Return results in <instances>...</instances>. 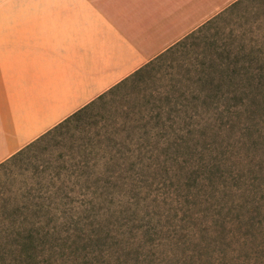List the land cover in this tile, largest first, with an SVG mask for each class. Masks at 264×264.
Returning <instances> with one entry per match:
<instances>
[{"label": "rangeland", "instance_id": "obj_1", "mask_svg": "<svg viewBox=\"0 0 264 264\" xmlns=\"http://www.w3.org/2000/svg\"><path fill=\"white\" fill-rule=\"evenodd\" d=\"M202 63H207L205 68ZM250 65L264 66V0L235 2L97 99L69 125L28 148L16 164L0 172V205L50 206L61 216L60 222L66 226L59 237L70 238L67 244L71 248L47 250L42 258L53 255L55 264H261L264 96L233 119L211 124L200 120L203 117L195 122L177 120L175 128L166 131L168 140L150 139L148 154L146 149L136 150L132 158L127 153L125 161L113 148L112 155L125 161L126 168L115 174L103 165L98 168L105 179L111 174L120 184L100 189L102 198L93 194L91 182H68L64 191L73 200L32 197L48 185L54 194L60 186L59 182L52 185L54 171L75 155L90 152L94 145L120 147L131 139L144 143L146 136L137 127L148 123L146 129L155 133L159 128L153 130L151 118L159 108L185 109L189 115L212 111L199 102L197 106L176 105V98L185 91L189 96L203 95L206 87L197 82L202 76L231 82L259 75L242 73ZM217 92L216 88L205 91ZM164 121L171 123L167 115ZM103 154L107 153L100 152ZM204 164L205 174L212 180L197 185L194 169ZM146 229H151L147 238ZM119 242L132 243L128 249L136 253L139 248L138 261L136 253L128 259L124 255L128 251L120 250ZM119 254L123 257L120 262Z\"/></svg>", "mask_w": 264, "mask_h": 264}, {"label": "crops", "instance_id": "obj_2", "mask_svg": "<svg viewBox=\"0 0 264 264\" xmlns=\"http://www.w3.org/2000/svg\"><path fill=\"white\" fill-rule=\"evenodd\" d=\"M239 0H0V164Z\"/></svg>", "mask_w": 264, "mask_h": 264}, {"label": "trees", "instance_id": "obj_3", "mask_svg": "<svg viewBox=\"0 0 264 264\" xmlns=\"http://www.w3.org/2000/svg\"><path fill=\"white\" fill-rule=\"evenodd\" d=\"M211 20H209L208 22H210ZM207 23H205L198 29H201ZM188 36H186V38ZM206 65L207 63L201 64L203 68H205ZM244 69L245 70L242 73L246 72V74L254 73L259 75H253V77L247 79L248 81L237 80L231 82H228L226 78H223L219 82H215V80H210L202 76L197 80V82L204 83V86L206 87L205 91L207 89L216 88L219 92L212 94L205 93L204 91L203 95L194 94L189 96L185 91L182 95L177 96L176 98V105L182 104L185 107V105L187 106L191 104L197 106L200 103L202 105H206L207 107L210 106L212 108V111H209L208 113L195 112L192 115H189V111L184 113L185 109L183 110L173 108L169 109V111H166L162 108H159L161 111L157 112L154 117L151 118L154 121V125L152 126L153 130H157L159 128L155 133H152V130L146 129L148 123L139 125L137 127L140 128V130L142 129V134L146 136L144 143H137L135 139H131V142L126 141L125 143L124 141V143H122L120 147L117 144L110 143H100L98 144V146L94 145L92 146V150L90 152L87 153L86 151H84V153L79 156L75 155L71 158L69 164H66L67 161H65L64 165L59 167L58 171H54V173L52 174V178L50 179L51 181H53L52 185L55 186L57 182L60 183V186H58V190L54 192V194L50 193V185H48L44 188L43 193H40L39 195H33L32 197L45 200H73V197H70L69 193L64 191L65 186L68 184V182H91V184L95 186V191L93 192V194H95L97 198H102V190H109L119 187L120 184H117V181L114 182L112 180L114 176L111 174H115L117 171L125 170L126 166H123V164L126 163L125 157L127 156V153L129 154L130 158H132L136 150L142 152L146 149L145 154H148L147 152H151V150L149 149L150 139L153 136H158L162 138V140H168L170 137H168L169 134H167L166 131L169 128L174 129L177 120L190 119V121L193 120L195 122L197 121L195 120L197 117H203L200 120L205 121V123L207 124H211V122H214L216 120L223 121V119H233L234 116L238 115L245 108L251 107L252 104H254L255 101L260 98V96H264V75H260L264 73V66L255 67L250 65L245 67ZM237 70L234 71V73H238ZM114 88H112L111 90H113ZM105 94L101 95L98 99L102 98ZM95 101L77 111L62 123H60L58 126L48 131L45 135L41 136L35 142L31 143L23 150L19 151L8 160L1 163L0 172L6 169L8 165L12 163L16 164L18 158L23 156L28 148L32 147L37 142H40L47 136L51 135L58 128L69 125L74 117H78V115H80L84 110L91 106ZM169 103L173 102L171 101ZM183 113L186 115L184 116ZM165 115H167L168 119L171 121L170 124L165 123ZM197 124L203 123L201 121H198ZM133 145H135V147ZM93 148H97L95 149L97 151L93 150ZM113 148H115L118 153L122 154L121 158L125 159V161L121 162L120 160L116 159V156L112 155V152L114 150ZM100 152H106L107 154H103V156H101ZM108 153L110 154V156H108ZM101 165L105 167L107 172H112L106 179L102 175V172L99 173L100 171L98 170V168ZM132 166L134 165L132 164ZM132 168H135V166ZM205 168L206 165L204 164L203 168L198 167L194 169L197 172L194 178V181L197 183V185L207 179L212 180V176H207L205 174L207 173V170ZM88 169H92V171L89 172ZM224 176V174H221V177ZM234 178L237 179L236 177ZM122 186L124 187V185ZM192 186L193 185L190 184L189 187ZM60 219L61 216L58 215V213L50 206L44 207L42 205L32 203L28 205H0V264H55L54 259L52 258L53 255L50 256V258H42L45 252L47 250H54L56 247L67 249L71 248V245L67 244L70 238L60 239L59 237L64 226H66L65 223H63L62 221L60 222ZM67 231H69V229H67ZM143 234L144 237L147 238L151 235V229L143 230ZM131 244L132 243L123 245L121 242H119L120 250H122L123 252L128 251L124 253V255H127L128 259L129 257L131 258L130 254L136 253L135 250L130 251L128 249ZM141 246H143V243L139 245V247ZM136 250H138L135 254L136 256H138L136 259L138 261L139 254L142 251H139V248ZM70 253L72 257L74 253L71 251ZM67 256L70 257L69 254H67ZM63 257L64 255L61 254L60 258ZM122 259V255L119 254L117 256V261L120 262ZM146 259L150 262H154V259L151 257L147 256ZM157 264L162 263L157 262Z\"/></svg>", "mask_w": 264, "mask_h": 264}, {"label": "snow or ice", "instance_id": "obj_4", "mask_svg": "<svg viewBox=\"0 0 264 264\" xmlns=\"http://www.w3.org/2000/svg\"><path fill=\"white\" fill-rule=\"evenodd\" d=\"M261 264H264V258H262V262H261Z\"/></svg>", "mask_w": 264, "mask_h": 264}]
</instances>
